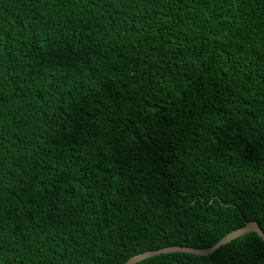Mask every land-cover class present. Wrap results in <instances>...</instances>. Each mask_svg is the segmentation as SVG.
I'll return each mask as SVG.
<instances>
[{
	"label": "trees",
	"instance_id": "obj_1",
	"mask_svg": "<svg viewBox=\"0 0 264 264\" xmlns=\"http://www.w3.org/2000/svg\"><path fill=\"white\" fill-rule=\"evenodd\" d=\"M250 221L264 0H0V264H125ZM136 264H264V241Z\"/></svg>",
	"mask_w": 264,
	"mask_h": 264
},
{
	"label": "water",
	"instance_id": "obj_2",
	"mask_svg": "<svg viewBox=\"0 0 264 264\" xmlns=\"http://www.w3.org/2000/svg\"><path fill=\"white\" fill-rule=\"evenodd\" d=\"M251 231L258 232V234L264 241L263 229L260 227V225L256 221H250L245 226L240 227L230 232L226 236H224L219 242H217L215 245H213L210 248L200 249V248H194V247H188V246H170V247H165V248H160V249H155V250H148V251L132 256L125 264H136L137 262L143 259L155 256V255H159L163 253H171V252H189V253H195L198 255H209L215 252L220 246L232 241L233 239L239 237L240 235L244 233L251 232Z\"/></svg>",
	"mask_w": 264,
	"mask_h": 264
}]
</instances>
